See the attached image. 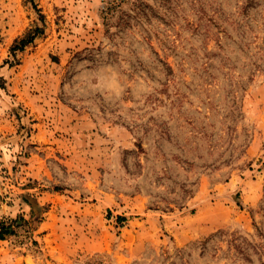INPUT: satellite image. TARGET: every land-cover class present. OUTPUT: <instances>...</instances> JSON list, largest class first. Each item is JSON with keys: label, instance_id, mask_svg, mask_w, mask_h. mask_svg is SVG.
I'll use <instances>...</instances> for the list:
<instances>
[{"label": "rangeland", "instance_id": "rangeland-1", "mask_svg": "<svg viewBox=\"0 0 264 264\" xmlns=\"http://www.w3.org/2000/svg\"><path fill=\"white\" fill-rule=\"evenodd\" d=\"M8 217L0 264H264V0H0Z\"/></svg>", "mask_w": 264, "mask_h": 264}, {"label": "trees", "instance_id": "trees-1", "mask_svg": "<svg viewBox=\"0 0 264 264\" xmlns=\"http://www.w3.org/2000/svg\"><path fill=\"white\" fill-rule=\"evenodd\" d=\"M42 33H43L42 28L35 27L32 29H29L22 37L16 39L14 44L11 47V54H12L13 60L12 62H10V64H12L16 60L17 53L19 51H23L26 48V46L31 44L35 40V38L40 36ZM23 199L31 207L32 216H35L36 215L35 205L32 202H30L27 196L24 195ZM36 206L39 207L38 204H36ZM20 219L22 221L25 220L23 217H20ZM16 224H18V219H13L10 217L0 221V239H5L7 236L13 235Z\"/></svg>", "mask_w": 264, "mask_h": 264}]
</instances>
